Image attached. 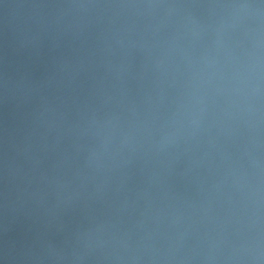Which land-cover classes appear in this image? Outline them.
<instances>
[{"label":"water","instance_id":"water-1","mask_svg":"<svg viewBox=\"0 0 264 264\" xmlns=\"http://www.w3.org/2000/svg\"><path fill=\"white\" fill-rule=\"evenodd\" d=\"M0 264H264V0H0Z\"/></svg>","mask_w":264,"mask_h":264}]
</instances>
